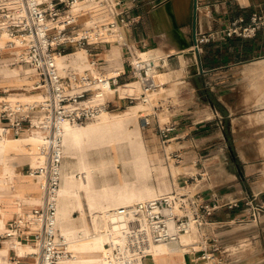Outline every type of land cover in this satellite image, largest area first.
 <instances>
[{
    "label": "built area",
    "instance_id": "obj_1",
    "mask_svg": "<svg viewBox=\"0 0 264 264\" xmlns=\"http://www.w3.org/2000/svg\"><path fill=\"white\" fill-rule=\"evenodd\" d=\"M7 1L0 0L4 29L27 37L22 44L6 41L5 47L13 53L11 65L27 71L22 90H37L41 98L7 99L4 94L11 88L0 85V128L10 136L39 130L48 137L44 164L34 171L29 166L26 171L27 176L36 179L40 190L39 202L31 208L35 218L32 236L39 246V257L33 264H87L69 261L72 253L68 241L57 228V193L64 159L62 124H82L109 110L113 100L108 90L126 81L137 80L141 92L138 97L120 99L145 101L146 94L158 87L152 77L153 70L166 66L170 55L144 58L125 39L121 28L133 21L119 11L122 0H11L8 4ZM258 31L264 33V14L254 12L247 22L238 17L219 31L196 36L191 48L199 50V44L211 38H251ZM113 43L122 55V71L109 76L108 52ZM78 50L85 51L87 56V66L83 69L70 63ZM59 57H64L61 65ZM141 119L143 125L155 128L162 143L170 142L175 122L161 124L154 112ZM192 180L154 198L105 209L104 246L110 253L105 264H144L146 258L153 256L151 251L156 244H175L182 234L194 230L198 248L185 253L197 255L195 259L204 264H228L222 256L221 239L212 226V216L219 205L205 198L195 186L197 179L192 177ZM246 204L251 209L252 220L258 222L263 206L251 200ZM228 205L236 206L237 202ZM7 229L0 238H21L16 225L10 223Z\"/></svg>",
    "mask_w": 264,
    "mask_h": 264
},
{
    "label": "crops",
    "instance_id": "obj_2",
    "mask_svg": "<svg viewBox=\"0 0 264 264\" xmlns=\"http://www.w3.org/2000/svg\"><path fill=\"white\" fill-rule=\"evenodd\" d=\"M118 9L133 21L121 28L128 42L148 56L170 55L166 66L157 68L163 74L155 73L164 89L178 90L175 95L164 91L153 110L158 117L165 113L167 122L176 123L167 146H171L176 167L182 170L177 184L192 182L195 177L202 195L218 203L212 226L228 264H264V33L258 31L251 38H211L201 42L199 50H192L193 0H122ZM254 12L264 14V0H197L196 36L219 31L238 17L247 22ZM111 49L107 72L122 68L120 49L116 62L110 59ZM247 82L251 90L248 96L243 94ZM231 84L232 101L227 92ZM202 89L212 92L225 112L209 101L205 102V114L195 110ZM28 132L34 131L21 135ZM3 153L0 148V155ZM24 154L9 159L16 171L11 176L4 175L0 159V207L7 212L5 231L0 234L10 223L21 234L19 239L0 238V248H9L2 257L10 264H33L37 254L31 208L40 192L31 195L37 189L35 178L23 174L22 180L19 176L23 164L30 166ZM249 200L263 206L258 222L251 218L246 204ZM232 202L237 205L230 207ZM188 251L154 254L144 264H198L195 255L185 253Z\"/></svg>",
    "mask_w": 264,
    "mask_h": 264
},
{
    "label": "bare ground",
    "instance_id": "obj_3",
    "mask_svg": "<svg viewBox=\"0 0 264 264\" xmlns=\"http://www.w3.org/2000/svg\"><path fill=\"white\" fill-rule=\"evenodd\" d=\"M6 3H11V0H8ZM4 26V22L2 21V24L0 22V44L8 40H14L19 44L26 42L27 37L24 34H11L4 29ZM78 52L75 53L76 55L70 61L75 67L80 66L81 59L86 55L85 51ZM140 52L144 58H155L151 55L148 56V52ZM63 63L64 57H59L58 64L61 65ZM81 69L83 68L81 67ZM155 70L163 74L162 71ZM155 70H153L152 77L154 82L158 84V87L146 94L145 101H141L148 102L150 107L152 99L150 100L149 97L157 96L164 90L162 79L155 73ZM5 71L12 76H15V72H18L13 67L11 69L6 68ZM121 71L122 68L117 71L107 72V74L109 76L115 75ZM140 88V83L137 80H132L111 87L107 93L109 96L117 99L125 96L138 97ZM40 98L41 93H36L30 95L28 99L22 100L33 101ZM148 110V105L138 103L129 106L126 111L112 112L110 110H103L96 117L95 121L89 122L86 125L69 122L62 124L64 157H70L69 159L75 161L73 162L74 164H68L65 161L62 162L61 179L65 181L68 177L79 178V188L85 194L86 203L90 210V219L95 230L94 234H90L87 230L88 228L86 229V225L79 230L65 226L64 224L62 225L68 219L62 222L63 211L58 206L56 213L57 228L60 235L68 241L72 253L69 259L70 262L105 264L110 259V253L104 246L103 211L109 207H117L154 198L168 189L166 185L153 187L145 182L153 168L143 147L139 128L136 127L131 130L128 125L131 119H137L138 117L146 115L147 113L143 114V112L145 113ZM32 131L34 132H28L26 135L10 136L5 134L0 128V148L4 151L0 155V159L2 161V171L5 176H11L16 172L15 167L9 162L10 154L29 152V163L33 169H37L44 164L47 153V134L39 130ZM106 143H109L107 147L103 145ZM20 145L27 146L18 148L17 146ZM10 146L14 148L13 151L7 149ZM88 146H91L92 150L101 153L96 163H93L89 158L88 150L86 149ZM124 148L131 150L132 156L130 158L127 154L125 155L123 153L125 152ZM114 150L116 153L111 156V151ZM75 171L77 172L75 173ZM130 174L133 176L130 177ZM64 181L60 184L57 193L59 196L74 191ZM38 202L39 198L34 199L32 205ZM78 208L83 214L84 204L81 200L78 202ZM6 215L7 212L0 207V233L5 231ZM194 235H196L195 230L182 234L180 240L175 244H156L152 248L151 253L152 255L164 252L183 253L187 250L193 252L197 249L196 238L193 239ZM35 247L37 254L34 260L36 261L39 257V246L35 245ZM8 250L9 248H0V264L9 263L7 258L2 257L3 254H8Z\"/></svg>",
    "mask_w": 264,
    "mask_h": 264
},
{
    "label": "rangeland",
    "instance_id": "obj_4",
    "mask_svg": "<svg viewBox=\"0 0 264 264\" xmlns=\"http://www.w3.org/2000/svg\"><path fill=\"white\" fill-rule=\"evenodd\" d=\"M5 44H6V42L0 44V85H8V86H10L9 88H11V89L6 94H4L5 95L4 98L13 99V98L18 97L19 99L22 100V99H28L30 97V95H32V94L40 93L37 90H30L27 92L22 90L21 84L23 82L27 81V75H26L27 71H24V69L19 68L18 66L11 65L13 53L11 52L10 49H7L5 47ZM111 48H112L111 50H112L113 55L110 56V59L114 60L113 62H116L119 60V48L117 47V44H115V43L112 44ZM78 51L83 52V50H78ZM164 54L165 53H162L159 55H164ZM74 55H76V54H74ZM81 60L82 61L80 63V66L82 68H85L87 66L86 55ZM80 66L77 68L81 69ZM12 67L18 71V72H15V76H12L11 74H7V72L5 71L6 68L11 69ZM106 71H108V70H106ZM249 85H250V82H247L245 87H243V94L244 95H247V96L250 95L251 90H250ZM177 90H178V88H176V87L171 88V89H164L157 96H153V97L150 96L149 99L150 100L152 99L150 102V103H152L151 107H150V104L148 102H141L140 99H135V100H133V102H129L128 99H117V98L110 96L111 100H113V101H112V104H111L109 110L112 112H119L122 110L126 111L129 106L136 105L138 103H142L144 105L149 106V110L146 111L145 113L143 112V114H146V113L151 114L154 112L153 109L155 106H157L159 98H162L163 94L165 92L168 95H175ZM140 92H141V88H140ZM227 92L229 95H231V101H232V98H233V85L232 84L230 85V88L228 89ZM210 94H207V92L204 89H202L199 92V100H201V102H199V104H197L194 109L199 110L202 114H205L204 112L208 111L206 108L208 106V104L205 103L206 101H209L211 106L214 107L212 99L213 98L216 99V96L212 92ZM135 96H137V95H135ZM22 101H24V100H22ZM162 106L165 107L166 104L163 103ZM141 117H138L137 119H131L128 125H129V128L131 130L136 128V127L139 128V132L141 134L142 141H143V147L146 151V154L150 160V164L153 168L150 176L147 178V180L145 182L148 183L150 186H153V187L166 185V186H168V189L165 190V192H163V193L169 192L173 187H175L177 185V176H178V174H181L182 170L180 168L176 167L177 164H175L174 160L169 155V152L171 151V146H167L168 143H166V144L162 143V139L159 136V134L156 132L155 128H151L149 126L143 125V121H142ZM158 118L161 121V124L164 122H167V115L165 113H161ZM95 120H96V118L93 120H89L85 123L78 124V125H86L87 123L93 122ZM103 145L107 147L109 145V143H106ZM26 146L27 145H25V146L20 145L17 147L23 148ZM9 148L14 149L12 146L7 147V149H9ZM86 149L88 150L90 160L93 161V163H96L98 161V159L100 158L101 153H99V151L92 150L91 146H88ZM124 149H125V152H123V151L122 152L125 155L127 154L130 158L132 156L131 150L126 149V148H124ZM111 152H112L111 156L116 153L115 150L111 151ZM64 153H65V151H64ZM17 154L10 155V158L16 157ZM23 154H24V152H23ZM25 154L28 155L29 152H26ZM69 158L70 157H64L63 161H65L68 164H70V163L74 164L73 162L75 160H72ZM28 167H29V165L27 163L23 164V166H22V173L19 175L22 180H24L23 174H26ZM0 168H1V165H0ZM76 172L77 171H75V173ZM132 176L133 175L130 174V177H132ZM111 177L114 178L113 175H111ZM28 178L33 179L31 177H28ZM63 181L64 180L61 179L60 184ZM64 182L66 185H68V187H72L74 189V191L73 192H67V193L60 195V196H59V194L57 195V209L59 206L63 211L62 222H63V220L68 219V221L63 222L62 225L64 224L65 226L75 228L77 230L84 228V226L86 225V229L88 228L87 229L88 232L90 234H94L95 230H94V227H93L91 219H90V215H89L90 210H89L88 205L86 203V197H85L84 192L81 191L79 188V178L68 177L65 179ZM36 192H40L38 184H37V189L35 191H32L31 195L36 196L37 195ZM38 195H40V193H38ZM38 198H39V196H38ZM80 200L84 204L83 214L78 208V202ZM59 234H60V232H59ZM194 238H196V235H194L193 239ZM192 240H191V242H192ZM30 243H32V242H30ZM226 247L229 249H232V247H230L228 244ZM197 248H198V246H197ZM10 255H12V254L10 253ZM196 256L197 255H195V257ZM13 260H15V258H13ZM195 262L198 264L203 263V261L200 259L196 260Z\"/></svg>",
    "mask_w": 264,
    "mask_h": 264
},
{
    "label": "water",
    "instance_id": "obj_5",
    "mask_svg": "<svg viewBox=\"0 0 264 264\" xmlns=\"http://www.w3.org/2000/svg\"><path fill=\"white\" fill-rule=\"evenodd\" d=\"M196 8H197V0H193V15H192L193 44L196 43Z\"/></svg>",
    "mask_w": 264,
    "mask_h": 264
},
{
    "label": "trees",
    "instance_id": "obj_6",
    "mask_svg": "<svg viewBox=\"0 0 264 264\" xmlns=\"http://www.w3.org/2000/svg\"><path fill=\"white\" fill-rule=\"evenodd\" d=\"M207 94H210V93H207ZM210 95H211V94H210ZM212 102H213V104L215 105V107H216L218 110H220V111H222V112H225L224 107L222 106V104H221L217 99L213 98V99H212ZM225 132L227 133V137L229 138V134H228V132H227L226 127H225Z\"/></svg>",
    "mask_w": 264,
    "mask_h": 264
}]
</instances>
